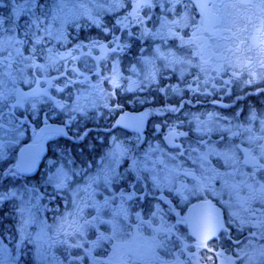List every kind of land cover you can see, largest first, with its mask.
I'll list each match as a JSON object with an SVG mask.
<instances>
[{
	"label": "snow or ice",
	"instance_id": "snow-or-ice-1",
	"mask_svg": "<svg viewBox=\"0 0 264 264\" xmlns=\"http://www.w3.org/2000/svg\"><path fill=\"white\" fill-rule=\"evenodd\" d=\"M0 264H264V0H0Z\"/></svg>",
	"mask_w": 264,
	"mask_h": 264
},
{
	"label": "flooded vegetation",
	"instance_id": "flooded-vegetation-1",
	"mask_svg": "<svg viewBox=\"0 0 264 264\" xmlns=\"http://www.w3.org/2000/svg\"><path fill=\"white\" fill-rule=\"evenodd\" d=\"M249 102H250V103H251V102H255V98H251V99L249 100ZM202 105H203V99H201V104L196 105V107H197V108H201V110H203V109H202ZM241 106H243V105H241ZM203 107H209V105H203ZM7 211H8V209L5 208V209H4V212L6 213Z\"/></svg>",
	"mask_w": 264,
	"mask_h": 264
}]
</instances>
